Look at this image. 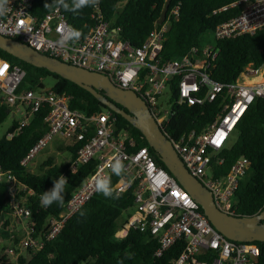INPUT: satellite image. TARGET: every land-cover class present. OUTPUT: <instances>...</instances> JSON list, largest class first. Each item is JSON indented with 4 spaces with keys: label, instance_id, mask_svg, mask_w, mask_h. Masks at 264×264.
<instances>
[{
    "label": "built area",
    "instance_id": "1",
    "mask_svg": "<svg viewBox=\"0 0 264 264\" xmlns=\"http://www.w3.org/2000/svg\"><path fill=\"white\" fill-rule=\"evenodd\" d=\"M30 1L7 0L4 4L7 10L0 14V33L18 38L41 53L104 73L114 84L134 91L172 141L187 170L211 192L215 205L236 215L233 197L248 170V161L238 158L223 175L215 174L211 167L222 164L220 151L228 144L248 106L255 98H264V59L259 66H246L233 81L217 82L211 79L209 70L217 53L211 44L201 50L193 47L177 58L162 57L168 22L153 27L139 45H133L121 39L119 27H111L108 21H103L96 8L91 14L95 23L78 37H70L75 30L60 7L34 16L25 6ZM228 8H236L238 13L215 27L216 40L254 34L264 28V0H235L220 10ZM178 14L179 7L174 5L168 10L165 21ZM0 63L3 102L15 108V113L23 114L17 129L28 124L41 108H47V130L22 157L20 164L28 166L55 135H61L69 143H79L76 159L70 166L72 172L79 165L95 160L93 171L74 190L62 211L48 219L43 235L45 240L54 238L67 219L97 191L98 178L109 179L115 174L111 165L119 160L122 168L112 190L124 193L133 188L134 201L121 232L133 228L152 235L158 245L155 256L178 245L179 252L172 264H264L259 246L253 242L230 240L216 230L200 205L155 162L148 149L145 146L135 148L133 136L118 126L117 118L110 111L87 114L71 108L68 96L55 93L50 87L17 91L25 77V69L19 65L10 67L1 58ZM165 96L167 108L161 102ZM214 102H217L215 116L201 129L191 128L176 137L166 132L177 106H202ZM16 132L7 135L11 137ZM0 182H9L11 196L23 187L1 167ZM11 206L13 215L27 224L19 246L40 248L42 240L33 236L30 211L20 201L14 200ZM13 251L8 247L7 257Z\"/></svg>",
    "mask_w": 264,
    "mask_h": 264
},
{
    "label": "trees",
    "instance_id": "2",
    "mask_svg": "<svg viewBox=\"0 0 264 264\" xmlns=\"http://www.w3.org/2000/svg\"><path fill=\"white\" fill-rule=\"evenodd\" d=\"M165 1L89 0L85 7L75 11L72 10L73 0H62V2L32 0L25 6L34 16H42L58 6L67 22L79 33L85 32L95 23L91 14L97 8L103 21H108L111 27H119L118 34L121 39L139 45L152 28L159 25L157 21ZM233 1L235 0H171L168 10L178 5L179 14L176 18L164 20L168 22V26L163 37L162 57L177 58L188 53L193 47L201 50L211 44L214 50H217L216 59L209 69L211 79L222 83L238 78L248 65H261L264 59V28L254 34L215 39L213 43L209 41L210 33H213L218 24L238 13L236 8L220 10L222 6ZM65 4L68 5L67 8L64 7ZM0 58L7 61L10 67L19 65L25 69V77L17 91L45 87L43 81L50 76L53 79L50 88L55 93L67 95L69 107L87 114L110 111L117 118L118 126L133 136L136 141L135 148L145 146L155 162L167 170L141 132L120 114L108 109L90 92L68 79L45 68L33 66L2 49H0ZM8 108L9 112H7ZM12 109L3 102L0 93V125ZM216 109L217 102L202 106H177L165 130L176 137L191 128L201 129L213 120ZM46 115L47 108L43 107L33 114L28 124L17 129L19 121H13L7 133L0 136V167L3 171H9L16 181L23 185L14 196H11L9 182H0V238L2 222L7 223V219L4 221L3 217L7 216L6 214L11 210V203L16 200L30 211L34 223L33 236L42 240L40 248H26L27 251L16 256L15 261L7 257L8 246L1 247L0 264H172V259L179 252L178 245L166 250L161 256H155L154 251L158 245L156 239L149 233L130 228L123 235L120 234L123 227H121V215L125 212L128 217L134 204L133 188L124 193H116L112 190L120 173H115L108 179L111 195L105 196L102 192L96 191L67 219L54 238L50 240L43 238L48 219L62 211L74 190L95 167V160H92L71 171L70 166L76 159L79 143H68L64 148H58V155L47 154L39 161L36 171L31 172L27 166L20 164L22 157L47 130ZM15 130L17 132L8 137L7 134L14 133ZM234 133L236 135L234 142L231 145L227 144L220 151L222 164L212 165L211 169L215 174L223 175L238 158L243 157L248 161V170L240 180L233 203L236 215H252L264 208L263 97L255 98L248 106L237 123ZM60 176L67 181L62 200L53 202L47 207L43 206L41 204L43 192L50 190L53 181ZM253 243L261 249L264 260V242L253 241Z\"/></svg>",
    "mask_w": 264,
    "mask_h": 264
},
{
    "label": "water",
    "instance_id": "3",
    "mask_svg": "<svg viewBox=\"0 0 264 264\" xmlns=\"http://www.w3.org/2000/svg\"><path fill=\"white\" fill-rule=\"evenodd\" d=\"M171 0H166L158 24L164 22ZM0 49L33 66L45 68L90 92L111 111L137 128L169 173L200 205L216 230L234 241L264 242V208L252 215H231L220 210L211 192L185 167L172 141L155 122L144 100L134 91L114 84L107 75L41 53L23 41L0 33ZM10 109H7L9 112Z\"/></svg>",
    "mask_w": 264,
    "mask_h": 264
},
{
    "label": "rangeland",
    "instance_id": "4",
    "mask_svg": "<svg viewBox=\"0 0 264 264\" xmlns=\"http://www.w3.org/2000/svg\"><path fill=\"white\" fill-rule=\"evenodd\" d=\"M209 41L213 43L215 41L214 34L210 33L209 35ZM196 59V58H194ZM264 71V69H262ZM45 87H50L53 83V79L48 76L44 79ZM166 96L161 99V102H163V107L167 108V104L165 102ZM23 117L22 112H16L13 116L11 113L8 115V117L5 119V121L0 125V136L7 133V130L13 123V121L21 120ZM236 138L235 133L232 134L231 139L229 140L228 145H231ZM69 143V140L62 137L61 135H55L51 142L43 149L41 150L35 158L31 161L30 164H28L27 169L31 172L36 171L39 165V161H41L47 154L48 155H58L59 151L58 148H64L65 145ZM15 205V204H14ZM7 215V223L2 222V228H1V238H0V248L4 247L5 245L9 248L11 247L14 249L12 253H9V259L15 261L16 256L24 254L27 249L21 248L19 246V239L22 238V235H24V231L27 229V224L24 221H21L17 216L13 215V207L11 206V210L9 211ZM127 219L126 213H122L121 215V227L124 226ZM5 221V220H4ZM124 232L120 233L123 235Z\"/></svg>",
    "mask_w": 264,
    "mask_h": 264
},
{
    "label": "clouds",
    "instance_id": "5",
    "mask_svg": "<svg viewBox=\"0 0 264 264\" xmlns=\"http://www.w3.org/2000/svg\"><path fill=\"white\" fill-rule=\"evenodd\" d=\"M7 0H0V14H3L7 9L4 8V4ZM62 2V0H61ZM89 3V0H73L72 10H79L85 7ZM65 8L68 7L67 4L64 5ZM80 33L78 31H73L70 34V37H78ZM112 171L116 174H119L122 168V164L119 160H116L112 165ZM67 183L63 176H60L58 179L53 181V187L48 190L44 191L41 196V204L45 207L50 206L53 202H57L62 200V193L64 191V186ZM96 189L98 192H102L103 195L109 196L111 195V189L109 188V180L108 178L96 180Z\"/></svg>",
    "mask_w": 264,
    "mask_h": 264
},
{
    "label": "crops",
    "instance_id": "6",
    "mask_svg": "<svg viewBox=\"0 0 264 264\" xmlns=\"http://www.w3.org/2000/svg\"><path fill=\"white\" fill-rule=\"evenodd\" d=\"M14 114H15V108L12 109V111H11V115L13 116ZM6 218H7V216L3 217V220L6 219Z\"/></svg>",
    "mask_w": 264,
    "mask_h": 264
}]
</instances>
